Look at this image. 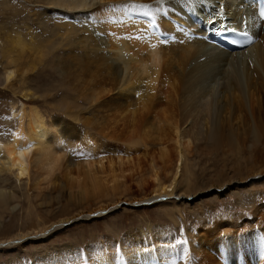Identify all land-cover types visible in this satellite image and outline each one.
I'll return each instance as SVG.
<instances>
[{"label": "bare ground", "instance_id": "obj_1", "mask_svg": "<svg viewBox=\"0 0 264 264\" xmlns=\"http://www.w3.org/2000/svg\"><path fill=\"white\" fill-rule=\"evenodd\" d=\"M52 1L58 9H82L91 14L93 26L107 38L104 44L107 50H103V46L89 41L92 36L98 37L85 24L86 38L80 42L84 50H92V53H86V59L76 54L70 59L81 64L88 63L89 59L104 67V73L97 72V76L93 69L94 72L89 69V76L86 71L83 74L93 82L96 77H105L99 86L101 90L91 91L95 104L101 103L103 97L111 99L108 111L114 114L107 115L109 120L101 124L104 126L102 132L109 128L115 132L121 124L128 129L125 149L118 148V143L106 144L113 156L109 160L104 159L105 156L97 161L94 158L104 142L86 145L88 158L84 164L79 163L74 171L68 166L63 169L66 183L83 184L86 193L89 190L99 197L109 188L100 175L109 170L110 178L124 177L128 170L141 169V161L145 159L151 162L150 179L140 180L137 185L141 193L146 187L152 190L150 196L134 200L132 204L153 206L174 197L182 198L177 190L192 151L207 159L221 154H229V157L230 153L237 157L245 154L259 167L246 180L228 182L219 188L208 187L203 195H223L244 184L264 181V21L256 18L251 0ZM204 3L208 9L204 8ZM97 19L103 22L99 23ZM227 27L251 31L256 41L242 51L229 53L214 39V33ZM76 31L79 30L72 32ZM30 42L31 46L36 45L32 47L35 54L44 55L48 54V47L54 41H48L47 48H39L35 41ZM17 47L22 51L29 50L28 44L20 38L16 41ZM17 64V59H10L0 74V82L5 87L20 71ZM24 95L28 99L29 93ZM12 114L17 126L0 139V174L9 173L20 184L25 179V187L32 182L35 190H41L44 184L49 185L65 163V139L37 106H13ZM113 115L114 119H110ZM149 144L157 150H150ZM173 161H176L174 167ZM158 162L171 171L166 172L163 179L164 171L157 167ZM118 182L115 179L109 188L114 196L128 191V186L121 189ZM16 196L14 192L8 194L0 188V204L11 203ZM121 201L111 210L100 207L80 219L105 216L118 208ZM239 215L214 222L208 231L195 230L191 247L194 249L192 254L197 257L194 256L193 264H264V204L255 206L248 218ZM144 245H150V242ZM169 250L155 244L153 250L142 253L135 247L124 253L125 259L109 252L99 264H163L164 256L170 255Z\"/></svg>", "mask_w": 264, "mask_h": 264}, {"label": "rangeland", "instance_id": "obj_2", "mask_svg": "<svg viewBox=\"0 0 264 264\" xmlns=\"http://www.w3.org/2000/svg\"><path fill=\"white\" fill-rule=\"evenodd\" d=\"M51 1L0 0V74L12 58L17 59V67H20L9 86L5 87L0 82V139L5 138L17 126L12 114L13 106H37L63 135L67 152L61 170L56 172L49 185L44 184L38 191L34 189L32 182L25 187V179L20 184L15 176L0 174V188L8 194L14 192L17 195L11 203L0 204V264H99L109 252L125 259L126 251L136 247L139 252L146 253L153 250L155 244L171 249L168 251L170 255L164 256L166 258L163 264H193L197 257L192 254L194 249L191 247L195 230L208 231L214 222L234 218L239 214L246 215L245 218L250 217L255 206L264 204V181L244 184L223 195L203 194L208 187L219 188L228 182L246 180L259 168L258 164L252 163L245 154L239 157L234 153H230V157L229 154H221L222 157L217 155L216 158L207 159L192 151L177 190L178 196L182 198L174 197L175 199H167L148 207H136L132 204L134 200L150 196L152 190L146 187L141 193L137 185L140 180L150 179L151 162L145 159L141 161V169L128 170L124 177L112 178L105 160V169L108 171L100 175L102 182L110 188L113 186L112 181L118 180L121 189L128 186V191L124 194L118 192L114 196L107 188L106 194L96 197L89 190L86 193L83 184L66 183L63 169L68 166L69 170L74 171L79 163L84 164L88 158L85 155L86 145L104 142L99 149L96 147L97 156L94 158L97 161L105 156L104 159L109 160L113 156L106 149V144L118 143V148L125 149L127 144L124 138L128 136V129L121 124L115 128V132L111 128L102 132L104 126L101 127V124L109 120L107 115L114 114L113 111H108V107L112 105L111 99L109 96L108 99L103 97V101L96 105L91 91L101 90L99 86L105 81V77H96L98 81L96 83L94 80V83L87 76L89 69L95 71V76L97 72L104 73V67L93 63V60L89 61L88 57V63L83 64L70 59L74 54L86 59L85 54L92 53V50L85 51L80 42L85 37V24L98 37L92 36L89 41L103 46V50H107L104 45L107 38L93 26L92 15L88 12L65 7L58 9ZM202 5L208 9L205 7L208 6L206 3ZM211 12V16L215 17ZM97 21L103 22L100 19ZM75 29L79 30L76 32L80 36L72 32ZM18 38L28 44L29 50L26 48L24 52L16 48ZM31 40L39 48H47L45 44L54 41L48 47V54L53 56L47 53L35 54L32 47L36 45L31 46ZM85 71L87 76L83 75ZM26 92L29 93L28 99L24 95ZM110 119H114V115ZM93 135L95 138L90 137ZM149 149L156 151L157 147L149 144ZM175 164L176 161H173L172 167ZM157 167L164 171L162 179L166 172L171 173L161 162L157 163ZM118 201L122 202L120 206L105 216L91 220L80 219L82 215L96 212L100 207L111 210ZM13 242L18 243L7 245ZM147 242L150 245H144Z\"/></svg>", "mask_w": 264, "mask_h": 264}]
</instances>
